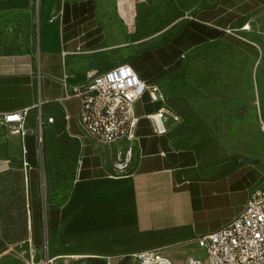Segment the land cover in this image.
I'll return each mask as SVG.
<instances>
[{
    "label": "crops",
    "instance_id": "obj_1",
    "mask_svg": "<svg viewBox=\"0 0 264 264\" xmlns=\"http://www.w3.org/2000/svg\"><path fill=\"white\" fill-rule=\"evenodd\" d=\"M144 1L0 0V21L7 23L0 25V112L29 109L25 138L6 126L21 139L29 171L37 139L32 112H37V126L38 114L44 120L49 148L61 134L82 147L66 200L48 210L49 227L56 230L55 252L44 260L40 244L34 246L30 237L1 252L0 264H46L50 259L64 264L70 256L119 257L150 248H161L178 262L167 254L169 243L185 248L184 256L197 251L195 239L237 217L264 179L260 167L243 164L223 145L199 105L182 92L161 88L163 99L148 96L152 105L144 112L138 101L136 139L115 143L136 155L134 163L127 157L125 172L114 173L112 158L100 150L106 146L81 131L80 100L67 95L89 75L122 64L119 43L134 37L137 6ZM161 107L179 120L168 119L167 131L158 134L147 115ZM74 115L79 133L71 131ZM86 146L91 151L84 156Z\"/></svg>",
    "mask_w": 264,
    "mask_h": 264
},
{
    "label": "rangeland",
    "instance_id": "obj_2",
    "mask_svg": "<svg viewBox=\"0 0 264 264\" xmlns=\"http://www.w3.org/2000/svg\"><path fill=\"white\" fill-rule=\"evenodd\" d=\"M191 21L222 34L186 48L179 65L168 68V76L158 85L164 93L182 92L195 101L223 145L243 158V164L260 167L264 176V0H145L137 6L134 37H123L119 43V62L126 63L145 50L156 52L165 47ZM0 25L6 27L7 23L0 21ZM247 25L250 29L246 30ZM139 70L151 73L144 63ZM143 97L138 103L140 112L152 105L147 102V94ZM75 115L71 131L79 133ZM35 117L37 112H32L30 123L37 137L40 128ZM44 133L43 128V140L36 139L34 144L32 182L27 187L22 141L9 127L0 126V250L33 237V245L40 244L46 260L55 252L56 244L48 210L66 200L79 172L82 147L77 140L61 134L55 135V144L49 148ZM100 150L112 158L114 173L129 170L125 168L127 150L122 145ZM90 151L91 146H86L84 156ZM135 157L133 151L131 163ZM31 194L40 209L34 227L33 223L30 227L31 205L27 202ZM18 234L23 239L13 238ZM166 251L179 262L187 250L169 243Z\"/></svg>",
    "mask_w": 264,
    "mask_h": 264
},
{
    "label": "built area",
    "instance_id": "obj_3",
    "mask_svg": "<svg viewBox=\"0 0 264 264\" xmlns=\"http://www.w3.org/2000/svg\"><path fill=\"white\" fill-rule=\"evenodd\" d=\"M145 94L151 101L163 99L158 83H148L129 63H122L89 75L88 81L75 86L67 96L80 100L77 124L81 131L97 144L110 146L136 139L140 120L136 104ZM28 115L29 109L0 112V126H9L12 132L25 138L30 131L26 127ZM65 118L69 120L68 115ZM147 118L153 130L163 134L167 131V120L178 121L179 115L161 107ZM48 122H53V118ZM38 125L37 139L42 141L44 120L41 115ZM131 152L132 148H129L127 155L130 156ZM28 167L29 162L25 158L23 170L27 187ZM195 243L198 250L187 253L180 262L172 260L161 248H150L119 257L70 256L66 257L68 261L64 264H264V179L252 190L245 208L237 217L219 230L197 237ZM198 251L204 258L198 256ZM52 261L50 259L47 263Z\"/></svg>",
    "mask_w": 264,
    "mask_h": 264
},
{
    "label": "trees",
    "instance_id": "obj_4",
    "mask_svg": "<svg viewBox=\"0 0 264 264\" xmlns=\"http://www.w3.org/2000/svg\"><path fill=\"white\" fill-rule=\"evenodd\" d=\"M221 34L222 31L218 29L209 28L207 25L197 21H191L179 33L174 35L173 39H171L169 44H167L165 47L160 48L156 52L152 49L145 50L126 63H129L140 75V77L146 80L148 83H159L160 79L168 76V68H171L176 64L179 65V60L186 48L195 44H199L205 39L217 38ZM142 63L151 69L150 74H144L140 72L139 67ZM29 182L30 184L32 182V169L29 171ZM35 200L36 198L33 194H31L28 200V205H31V208L28 209L31 227L32 223L34 227L36 217L40 216L39 204ZM51 216L52 213L50 214V223ZM51 229H53L52 225L50 226V230ZM14 237L20 240L23 239L22 234L15 235L13 238ZM4 250H6V248L0 250V253Z\"/></svg>",
    "mask_w": 264,
    "mask_h": 264
},
{
    "label": "bare ground",
    "instance_id": "obj_5",
    "mask_svg": "<svg viewBox=\"0 0 264 264\" xmlns=\"http://www.w3.org/2000/svg\"><path fill=\"white\" fill-rule=\"evenodd\" d=\"M244 29H246V30H247V29H250V26H249V25H247V26H246Z\"/></svg>",
    "mask_w": 264,
    "mask_h": 264
}]
</instances>
